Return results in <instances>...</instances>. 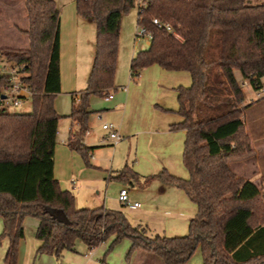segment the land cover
I'll return each instance as SVG.
<instances>
[{
    "label": "trees",
    "instance_id": "obj_1",
    "mask_svg": "<svg viewBox=\"0 0 264 264\" xmlns=\"http://www.w3.org/2000/svg\"><path fill=\"white\" fill-rule=\"evenodd\" d=\"M22 1L28 46L0 48V58L25 74L21 81L32 93L29 113L0 108V243L9 241L4 263L17 264L24 219L33 217L37 256L60 260L64 252L75 251L77 241L92 250L112 238L109 250L123 239L130 241L126 261L143 251L162 264H185L199 248L202 264H264V176L258 186L230 167L253 151L243 120L248 106H241L244 94L234 73L253 89L254 79L264 77V0H139L137 25L150 42L133 56L130 77L138 78L151 66L190 76L189 87L176 88L181 121L170 126L185 132L182 161L188 179L166 170L141 176L129 164L111 179L139 189L158 181L183 191L196 214L181 237L149 235L146 227L132 226L122 211L77 209L74 195L60 188L53 176L61 119L54 108L60 93L59 10L54 0ZM74 3L77 16L95 24V40L86 88L73 94L67 118L76 129L66 144L89 166L92 149L83 144L92 114L88 98H106L115 89L120 22L135 0ZM212 30L218 31L219 51L216 60L208 61ZM5 83L0 77V90ZM205 107L220 113L204 119Z\"/></svg>",
    "mask_w": 264,
    "mask_h": 264
},
{
    "label": "rangeland",
    "instance_id": "obj_2",
    "mask_svg": "<svg viewBox=\"0 0 264 264\" xmlns=\"http://www.w3.org/2000/svg\"><path fill=\"white\" fill-rule=\"evenodd\" d=\"M139 3V0H135L134 7L128 10L121 18L119 47L114 78L115 89L110 92V95L114 99L110 101L96 95H91L88 98V104L91 110L95 111V113L90 115L88 120L90 131L96 135L97 138H102L105 134L107 135V133L102 130V126L113 125L123 139L115 145L108 142L110 146L102 148V151L99 153V157L102 159V164L100 166L102 171H96L94 170L95 168H92L90 156L88 157L89 167L85 165L80 155L76 153L80 164L86 169L85 174H82L81 177L80 175L74 177L64 175L63 182L60 184L61 188L68 189V191L74 195L77 209H81L82 207L93 209L101 206L109 210H121L132 226H137L139 223L138 218L141 215V211L145 208L146 201L137 200L138 203L143 206V209L137 211H132L128 207L122 206L117 200L119 192L122 189L131 191L132 187L114 181L107 182L105 180L107 177L106 171L109 169H114L113 172L115 170L119 171L128 160V163L134 162L132 168L139 173L136 169L137 160L139 158L142 159L143 155L148 154L149 149L145 148L143 139L144 135L141 136L140 144L137 145V134L126 135L125 132L121 130L124 113L122 108H117L114 104L116 100L124 94L122 92H125L126 89L129 90V87L132 86V100L128 107V114L124 120V129L128 128L129 130L133 119H137V121H148L151 122V124H156L158 126L165 125L168 130L170 121L178 118L176 87L179 85L183 87L184 85L190 86L191 84L190 76L188 74L165 71L157 66H153L154 68L151 69L148 68V70L146 69L139 78H130V62L132 55L147 49L150 42L146 35L144 37H137L140 32V28L137 25ZM57 8L60 9V68L62 71V82L60 93L54 99V108L61 115L59 127L61 133L65 134L71 121L64 117V115L70 114L74 98L73 93L78 95L79 92L86 88L87 78L91 67L92 45L95 40V24L92 21L84 20L77 16L74 0H62ZM4 32L6 34H9V32L11 33V31L8 30ZM74 44L76 50L75 53L77 54L76 72L72 70V53ZM218 51L219 34L217 30H212L205 53L206 59L208 61L216 60L218 57ZM85 66H87L86 70H84ZM234 74L238 83L242 84L243 80L240 73L236 71ZM121 86L124 88H121ZM241 87L244 94L241 106H248L243 118L245 130L247 135L252 137V140H256L260 137L261 140H263L262 145L264 146V98L251 101L252 97H254V92L248 87H243V85H241ZM2 93L4 92L1 91L0 95ZM5 110L9 113H29L31 111L30 99L24 100L18 107L10 106ZM203 111L204 119L214 117L220 113V110L210 109L209 107H205ZM156 129H158V127H156ZM166 135L171 136V138L167 137L163 139L162 137H158L153 144L154 150L158 151L165 147L169 148L173 155L176 156V159L174 158V161H176L175 170L179 175L172 174L181 177V179H187L188 172L182 161L184 134L181 131H174L172 133H166ZM162 140H167L168 144L167 142L160 144ZM61 146L62 145H59L60 148H62ZM263 146L261 147L263 148ZM89 155H91V153ZM151 171H156L151 174H156L158 172V170L154 169ZM96 172L101 175L102 173L106 175L105 179L104 175L101 176L98 174L99 176L93 180ZM86 178L88 180H85ZM72 181H74V183ZM156 184V190L154 189V193L156 192L159 196L153 200V204L156 205V207L154 208V211H152L153 214L150 216V221L158 222V224H156L159 227L156 230L158 233H162L161 231H164L163 227H165L167 228L166 235L168 236L170 235L169 231H175L181 236L186 235L188 233V220H190L195 214L194 204L188 199L183 191L173 187H167L163 193H160L161 185L158 183ZM29 222L36 224L37 220L33 217H26L24 219L23 226L26 229V238L27 240L29 238L36 240L35 234L31 233V227L28 224ZM129 244L130 241L128 239H123L113 247V249L109 250V241L105 247L104 245H100L94 251L102 248L103 257L105 255L106 258H122L124 261L127 254L126 251L129 250ZM75 248L77 252L75 255L77 256L88 253L87 247L81 241L76 242ZM195 253L191 260H195L197 256H199V258L201 257L199 248H197ZM40 262L45 264H62L54 257L48 255H44L38 259H34V256L30 258V264H37ZM158 262L162 264L159 259Z\"/></svg>",
    "mask_w": 264,
    "mask_h": 264
},
{
    "label": "crops",
    "instance_id": "obj_3",
    "mask_svg": "<svg viewBox=\"0 0 264 264\" xmlns=\"http://www.w3.org/2000/svg\"><path fill=\"white\" fill-rule=\"evenodd\" d=\"M54 2L56 4V6L58 7L59 4L62 2V0H54ZM58 10L60 13L59 8H58ZM4 26H10V27H4ZM15 26H17L18 28ZM26 26H27V23H26L24 8H23V1L22 0H0V48L17 49V50L18 49L19 50L24 49L25 50L28 46V43H27V39H26L25 35L22 32H24L26 30ZM7 30L11 31V33L9 32V34L8 33L6 34L4 31H7ZM12 32H13V34H12ZM15 35H17V36H15ZM93 49H94V43L92 45V57H93ZM75 52H76V50H75V44H74L73 53H72V59H73V69L72 70H74V72H76V69H77V67H76L77 54ZM134 55L135 54L132 55V58ZM59 56H60V60H61V35H60ZM92 57H91V62H92ZM132 58H131V60H132ZM91 62H90V66H91ZM74 64H75V66H74ZM60 67H61V64L59 61L60 90H61L62 71H61ZM154 67L151 66V67H149V69L154 68ZM86 68H87V66L84 67V70H86ZM160 69H162V68H160ZM145 70L146 69H144L140 73L139 77H141L142 73ZM147 70H148V68H147ZM173 73H186V72H173ZM186 74H188V73H186ZM180 86L181 85H179L178 87H180ZM131 87L132 86L129 87V90L126 89L125 92H122L125 94V96H124V94L121 95L120 98L116 100L114 105L117 108L118 107L122 108L123 113H124L121 130L123 132H125L126 135L137 134V145L140 144V138L142 135H144L143 139H144L145 148L149 149L148 154L143 155L142 159L139 158L137 160L136 169L140 173V174L139 173L138 174L139 175L151 174L153 172H156V171H151L152 169H154V170H158L157 173H159L161 170H166L171 175H173V174L179 175L175 170L176 161H174V158L176 159V156L173 155L172 151L167 147H165L161 150H158V151L154 150L153 144H154V141L158 137H162L163 139L167 138V137L171 138V136H169V135L167 136L166 133L174 132V131L169 130L170 126L173 124L179 123L181 121V118L178 116L177 119L170 121V123L168 125V127H169L168 130L166 129L165 125H163V126L159 125L158 126L156 124H151V122H148V121H141V120L137 121V119H133L131 128H129V130H128V128L124 129V120L126 119V116L128 114L127 113L128 107L131 104V100H132L131 98H132L133 93L131 92V89H132ZM178 87H176V88H178ZM181 87H183V86H181ZM184 87L187 88V87H189V85H184ZM121 88H124V87L121 86ZM113 99L114 98L112 97L110 99V101H112ZM176 99H177V92H176ZM89 110L92 112V114L95 113V111L91 110L90 106H89ZM57 114L60 115L58 112H57ZM67 116L68 115H64V117H66V118H67ZM59 126H60V122L58 123L56 145H55V149H54L53 176L58 181L59 186H60V184L63 182V176L64 175L65 176L67 175L69 177H74V176L80 175V177H81L82 174H85L86 169L83 168L82 165L80 164V162L78 160L79 158H77V154L75 152L71 151L67 147V144H66V141L68 140L70 134L72 132H74V130L76 129V124L71 121V123L67 127V132L65 134L61 133ZM156 127H158V129H156ZM179 131H181V130H179ZM181 132L184 134V138H185V132L184 131H181ZM160 134H164V135H160ZM249 139H250V143H251V148L253 150L252 153L248 156L241 158V159L234 160V161L230 162V167H231L232 171L234 172V174L237 175L238 177H241V178L248 180V181L259 186L260 181H261L262 177L264 176V146L262 145L263 140H261L260 137H258L256 140H252V137H250V136H249ZM108 142L109 141L107 140L106 134L102 138H97L96 135H94L90 131V127H88V130L84 136L83 144L86 147L92 149L91 155H90L91 162H92L91 166H92V168H95L94 170H96V171H102L101 167H100L102 164V162H101L102 159L99 157V153L102 151V148H104L106 146H110V144ZM164 142H167V144H168L167 140H162L160 142V144H163ZM141 143H142V139H141ZM183 143H184V141H183ZM260 143H261V145H260ZM59 145H62L61 146L62 148H60ZM261 146H263V148ZM127 161L124 163V165L129 164V165L133 166L134 162L128 163ZM89 167H90V165H89ZM113 170L114 169H109L108 171H106V173H107L106 179H105L106 175H104L103 173L101 175L100 173L96 172L93 180H95V178L99 176L98 174H100L101 176L104 175V179L107 182L114 181L111 179V177L113 175H115L116 170L114 172H113ZM145 175H141V176H145ZM151 175H154V174H151ZM146 176H150V175H146ZM173 176H175V175H173ZM175 177H177V176H175ZM177 178H181V177H177ZM85 180H88V179L86 178ZM184 180H186V179H184ZM74 181H72V182L74 183ZM114 182L120 183L118 181H114ZM156 183L161 185L160 193H163L167 187L176 188L174 186L163 185L162 183H160L158 181H153L145 189H139V188L132 187L131 191H127V197H128L129 203H131V204L132 203H138V201H137L138 199L146 201V205H145L144 209L140 203H138L140 205L138 208L131 209L132 211H137V210L143 209L141 211L140 217L138 218L139 223L137 224V226L146 227L149 235L158 234V235H164L166 237H181V235H178L175 231H169L170 235L169 236L166 235V233H167L166 229L167 228H165V227H163L164 231H161L162 233H158L156 231L157 228H159L156 225V224H158V222H151L150 221V219H151L150 216H152L151 214H153L152 211H154V208L156 207V205L153 204V200H154V198L156 199L159 196L156 192H155L156 195L154 193V189L156 190V186H155V185H157ZM120 184H122V183H120ZM61 189L62 190H68L65 188H61ZM262 193L264 195V191ZM118 196H119V194H118ZM117 200H118V197H117ZM75 207H76V205H75ZM99 207H101V206H98L96 208H99ZM102 208H104V207H102ZM81 209H88V208L82 207ZM106 210H109V209H106ZM118 211H121V210H118ZM195 214H196V206H195ZM170 219H172V218H170ZM188 222H189V220H188ZM28 224L31 227V233L35 234L38 222L36 224H34L33 222H29ZM23 230H24V237L19 242L17 264H30V258L31 257L34 256V259H38L44 255H39V256L36 255V250L40 246V242L38 240H35V239L32 240L29 237H28L29 239L27 240L26 235H25L26 229L24 228V226H23ZM1 231H2V220L0 218V233H1ZM33 234H32V236H33ZM111 240H112V238H110L106 242L102 243L101 245H104V247H105L109 241L111 242ZM8 244H9V241L7 239H4L0 243V264H5L4 258H5L6 252H7ZM97 248H95V249H97ZM129 248H130V244H129ZM95 249H92V250L87 249L88 250L87 254H84V255L78 254L79 256H77V255H75L77 253L76 248H75V251L64 252L63 256L61 257L60 260H57L56 258L55 259L57 261H60L62 264H100L102 260H104L107 264H160V262H158V258L156 256H154L150 253L143 252V251H135L131 255V258L129 261H126V260L123 261L122 258L121 259L120 258L118 259L116 257H113V258L107 257L106 258L105 255L103 257V255H102L103 249L101 248L97 251H94ZM128 251L129 250H127L126 252L128 253ZM192 257L185 264H202V258L201 257L199 258V256H197V258H195V260H191V259H193ZM37 264H45V263L40 262Z\"/></svg>",
    "mask_w": 264,
    "mask_h": 264
},
{
    "label": "built area",
    "instance_id": "obj_4",
    "mask_svg": "<svg viewBox=\"0 0 264 264\" xmlns=\"http://www.w3.org/2000/svg\"><path fill=\"white\" fill-rule=\"evenodd\" d=\"M153 24L156 25L158 23L156 20H153ZM139 28L140 32L137 37H144L146 35L149 38V35L144 32V29L142 27ZM24 76L25 74H23L17 66L0 58V77H3L6 80L5 85L0 90V93L1 91L4 92L0 96H5V99L0 100L1 109H7L10 106L18 107L24 100L30 99L32 95L31 90L21 81ZM254 83L256 84L255 89L252 88L248 80L242 81L241 84L243 87H248L254 92V97H252L251 101L264 98V77L254 79ZM111 98V95L106 97L107 100H110ZM102 130L107 133V140L112 145L121 141L122 137L118 134L115 126L103 125ZM118 202L129 209H136L140 206L138 203H129L126 189H122L119 192Z\"/></svg>",
    "mask_w": 264,
    "mask_h": 264
},
{
    "label": "water",
    "instance_id": "obj_5",
    "mask_svg": "<svg viewBox=\"0 0 264 264\" xmlns=\"http://www.w3.org/2000/svg\"><path fill=\"white\" fill-rule=\"evenodd\" d=\"M3 99H5V96H3V95L0 96V100H3Z\"/></svg>",
    "mask_w": 264,
    "mask_h": 264
}]
</instances>
